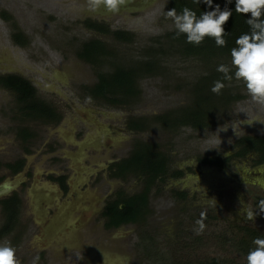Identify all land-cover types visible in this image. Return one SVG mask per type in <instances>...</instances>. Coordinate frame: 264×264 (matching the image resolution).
Here are the masks:
<instances>
[{"label":"rangeland","instance_id":"obj_1","mask_svg":"<svg viewBox=\"0 0 264 264\" xmlns=\"http://www.w3.org/2000/svg\"><path fill=\"white\" fill-rule=\"evenodd\" d=\"M2 9L16 16L31 45H16L10 22L0 18V63L33 77L40 97L63 114L59 127L41 119L30 126L39 136L31 156L32 168L39 172L33 186L45 200L38 202L26 189L19 223L12 229L10 223L0 239L11 242L20 264H31L37 255L38 264H247L253 239L264 237V213L257 208L264 199V163L255 164L257 152L237 156L236 142L245 135H264V106L251 102L242 81L228 82L223 89L243 99L220 108L212 126H165L163 118H174L180 108L193 103L199 78L209 72L204 61L177 52L178 44L168 36L176 31L163 15L171 9L170 0H126L115 14L104 5L90 12L86 0H0ZM88 21L110 31L90 28ZM117 32L130 38L118 39ZM94 40L106 47L98 64L79 56ZM154 53L159 63L140 77L138 93L128 106L92 93L98 72L112 73ZM88 96L91 103L85 102ZM32 115L36 112L30 110ZM130 119L145 123L147 129H131ZM0 130V145L10 146L14 134L1 115ZM140 143L151 144L169 158V173L156 180L142 220L105 228L106 201L132 197L147 184L142 166L129 167L127 178L114 175V162H123ZM229 156L224 165L204 162ZM52 171L70 176L67 196L46 175ZM40 204L44 217L38 213ZM248 206L255 220L245 218ZM62 208L70 216L66 214L68 229L60 233L48 222L60 219ZM81 208L86 212H79ZM201 212H206V228L196 235L193 229ZM6 223L0 211V229Z\"/></svg>","mask_w":264,"mask_h":264},{"label":"trees","instance_id":"obj_2","mask_svg":"<svg viewBox=\"0 0 264 264\" xmlns=\"http://www.w3.org/2000/svg\"><path fill=\"white\" fill-rule=\"evenodd\" d=\"M227 0H213V8L216 4H219L221 10L224 9ZM187 6L196 12L197 18L204 11H210L213 9L208 8L203 2L200 4L193 3V0H170V7L176 8L177 13H181L183 7ZM227 7L232 11V16L229 21L224 25L226 46L217 47L214 38L205 37L203 42L199 45L186 42V34H180L176 36V31L170 33L168 36L172 38L178 44V50L184 57H194L200 61H204L209 71L202 78L200 77L197 85L194 89L193 103L184 106L175 113L174 118H163L165 126L170 127H182V126H193L197 129L206 128L212 126L214 123V116L218 113L220 108L225 106L227 103L243 99L242 95L234 92L231 89H222L219 95L211 92V86L213 82L223 78V74L216 71L217 66L220 64H226L231 67V49L236 47V39L244 33H250V27L245 22L248 18L243 14L235 12V0H231V3H227ZM250 16V13L248 14ZM10 17V16H9ZM261 19H264L262 15ZM88 27L97 29L100 32H109V28L96 22L88 21ZM116 36L118 39L127 40L130 38L128 35L117 32ZM17 41L21 42V39L14 35ZM105 42L101 40H94L88 42L83 51L79 52L81 58H85L92 64H98V58L106 54ZM166 54V53H161ZM158 53L150 55V58L141 60L137 64L122 67L119 66L112 73H105L103 71L98 72L99 80L92 88V93L98 97L105 99L107 98L112 104H126L128 106L130 99L135 97L138 93L137 82L140 77L144 74L153 71V69L159 63L156 59ZM235 69L230 74L234 76ZM237 81L235 78L231 81L224 80V84L228 82ZM38 102V103H37ZM36 102L35 106L30 105L31 110L36 112V116L41 119L43 116L49 117L48 122L57 124L60 122L62 115L58 110L42 101L41 98ZM124 106V105H123ZM46 108L48 111L40 112L38 108ZM38 113V114H37ZM213 118V119H212ZM131 129L145 130L147 125L145 123L134 122L130 119ZM236 146L238 151L237 156L247 157L253 152L258 153V159L255 160L257 164L264 163V135H245L241 137L237 142ZM147 147L145 150L142 148ZM151 144L140 143L137 145L133 152V156L129 159H125L122 163L118 164V172H114V175L122 178H127L126 170L134 165L135 167L142 166L148 173V180L145 188L141 193H137L132 197L123 198L119 197L118 200L109 202L105 209L104 215L107 216L109 222L106 224V228L119 227L123 223L135 222L142 220L145 217L149 207V197L151 190L156 184L158 178L165 179V175L169 172V158L162 154L159 150L156 151ZM231 157H227L225 160H230ZM130 160H132L130 162ZM205 163L222 165L224 162L220 157L204 159ZM127 163V164H126ZM177 176L179 172L175 173ZM15 201H20V198L15 197ZM9 207L8 215L10 214L18 216L19 207ZM124 206V207H123ZM11 217L3 233L7 232L11 223V229L16 224V220ZM264 238L263 236H259ZM212 264H221L217 261Z\"/></svg>","mask_w":264,"mask_h":264},{"label":"clouds","instance_id":"obj_3","mask_svg":"<svg viewBox=\"0 0 264 264\" xmlns=\"http://www.w3.org/2000/svg\"><path fill=\"white\" fill-rule=\"evenodd\" d=\"M201 2L213 10L204 11L197 18L196 12L187 6L183 7L179 14L176 8H172L163 13L164 18L173 21L177 37L186 34L187 43L199 45L205 37H211L214 38L217 47L226 46L224 25L232 16V11L227 7L231 0H227L223 10L219 4L213 8V0H193L196 4ZM86 3L90 12H97L101 5H104L107 12L115 14L120 11L126 0H86ZM235 12L248 17L245 22L250 27V33L241 34L236 39V47L231 49V67L226 64L217 66L216 71L222 73L223 78L213 82L211 92L219 95L225 87L223 81L235 78L244 83L253 104L264 106V19H261L264 15V0H235ZM233 69L234 76L230 74ZM85 102L91 103L92 97H86ZM257 208L264 213V199L258 202ZM245 218L247 220L256 218L250 206L245 208ZM205 219L206 212H201L200 218L195 221L198 227L193 229L196 235L203 234L206 228ZM253 244L255 247L247 254V264H264V238H254ZM15 253L16 249L10 241L0 243V264H20ZM38 261L37 255L31 264H38Z\"/></svg>","mask_w":264,"mask_h":264},{"label":"flooded vegetation","instance_id":"obj_4","mask_svg":"<svg viewBox=\"0 0 264 264\" xmlns=\"http://www.w3.org/2000/svg\"><path fill=\"white\" fill-rule=\"evenodd\" d=\"M10 16V17H9ZM0 18L7 22H10L11 27L13 29L12 39L14 43L20 47L26 46L28 44L31 45V41H29V37L26 35V31L21 27L16 19V16L13 14L7 13L5 10H0ZM20 19V18H19ZM16 35L17 38L21 39V42L17 41L14 37ZM34 78L31 76L22 73V70L19 68L15 69H7L0 63V115L5 120V124L8 126V129L11 130L14 134V139L9 144H6L5 147L0 145V186L7 187L3 192L0 193V211L7 217L8 222L14 217L13 220H17L16 224L19 223L21 208L26 207L25 200V191L27 189L30 195H35L36 188L33 186L37 182L39 172L35 171L33 166L31 165V156L36 153L38 145L35 144L39 136L37 133L31 128L33 124L39 123L38 116H28V112L32 107L30 105L35 106L36 102L41 98L42 101L46 102L48 105L50 104L43 97H40L39 91L33 82ZM53 106V105H52ZM32 111V110H31ZM62 118L59 123L55 126H60L61 121H63V114L58 111ZM49 117L43 116L41 120L48 124L47 121ZM129 121V120H128ZM52 122L50 125H53ZM34 125V126H36ZM49 125V124H48ZM127 125V124H126ZM31 126V127H30ZM3 134V131L0 130V137ZM16 140L20 142V144H16ZM100 140V139H99ZM0 142L4 144L1 139ZM52 146V145H51ZM50 146V149L53 147ZM55 149L51 150L54 151ZM135 147L132 149L129 159L133 156V152ZM38 155V154H36ZM214 158V157H211ZM227 157H225L226 159ZM225 159H222L225 163ZM123 160V159H121ZM115 161L114 163H122V161ZM255 162V161H254ZM113 164V163H112ZM208 164V163H207ZM257 164V163H255ZM214 165V164H209ZM261 165V164H257ZM135 168L134 165L131 166ZM119 170V167L117 168ZM127 171V170H126ZM114 172H118L115 171ZM51 181L52 184L60 185L61 189L66 192V196L70 192V176L59 172L52 171L46 174ZM71 184V185H70ZM42 189V188H41ZM42 191V190H41ZM45 194L42 193V197ZM20 198V201H15L14 198ZM34 198H38V202L42 203L45 199L41 201L40 194L35 195ZM78 198V193H75V200ZM73 202V201H72ZM68 203L69 208L71 205L75 204ZM28 203V202H27ZM109 202L106 201V204L103 208L102 214L104 219V226L106 228V224L109 222L107 216L104 215L105 209L107 208ZM19 207L18 216L8 215L9 207ZM38 210L41 215H43V210L41 204L38 207ZM62 216L60 219L51 220L48 222L49 227L55 229V231H60L63 233L65 229H68V213H63L64 208L61 209ZM83 214L85 213V209H79V212ZM83 211V212H82ZM70 216V215H69ZM44 217V215L42 216ZM79 221L80 218H79ZM71 223V220H70ZM7 223L4 224V227L0 229V239L3 237V230L5 229ZM6 233V232H5Z\"/></svg>","mask_w":264,"mask_h":264},{"label":"water","instance_id":"obj_5","mask_svg":"<svg viewBox=\"0 0 264 264\" xmlns=\"http://www.w3.org/2000/svg\"><path fill=\"white\" fill-rule=\"evenodd\" d=\"M6 187H7V184L4 187L3 186H0V193L3 192V190H5Z\"/></svg>","mask_w":264,"mask_h":264},{"label":"bare ground","instance_id":"obj_6","mask_svg":"<svg viewBox=\"0 0 264 264\" xmlns=\"http://www.w3.org/2000/svg\"><path fill=\"white\" fill-rule=\"evenodd\" d=\"M260 170H261L262 172H264V167H263V168H261ZM110 260H111V261H114V262H116V261H117V260H115V259H113V258H111Z\"/></svg>","mask_w":264,"mask_h":264}]
</instances>
